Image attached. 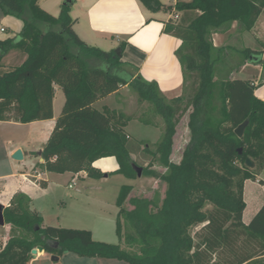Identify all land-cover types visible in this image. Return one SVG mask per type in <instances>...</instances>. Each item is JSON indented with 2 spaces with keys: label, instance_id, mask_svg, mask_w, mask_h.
Here are the masks:
<instances>
[{
  "label": "trees",
  "instance_id": "1",
  "mask_svg": "<svg viewBox=\"0 0 264 264\" xmlns=\"http://www.w3.org/2000/svg\"><path fill=\"white\" fill-rule=\"evenodd\" d=\"M139 1L151 12L178 14L170 16L163 28L181 41L175 56L183 88L177 97H166L155 81L122 62L114 49L81 40L69 14L72 0L62 2L56 16L42 9L38 0H0L4 14L23 22L15 43L0 39V121L50 119L55 86L64 95L39 166L47 172L85 171L90 178H101L104 173L92 163L113 156L116 172L126 178H137L136 169L141 168L142 176L166 184L161 204L134 196L128 199L129 209L122 205L132 186L119 190L116 233L124 244L137 245V253L96 240L88 229L44 225L41 215L30 209L29 196L17 192L3 208L10 235L0 250V264H27L38 246L56 255L74 253L129 264H264V202L248 223L242 220L244 181L256 180L264 167V100L254 95L251 81L219 76L225 48L211 42L214 30L233 21L249 30L263 11L264 0H177L173 5ZM9 48L23 52L25 59L3 69L2 56ZM236 52L242 61L238 67L245 60L252 64L264 60L262 50L243 47ZM121 86L161 117L163 133L151 145L154 149L131 141L124 129L131 115L93 106ZM187 112L189 139L175 162L170 158L175 134ZM244 122L238 137L234 129ZM141 153L152 159L147 166L136 159ZM153 160L165 172L152 168ZM199 224L192 235L190 228Z\"/></svg>",
  "mask_w": 264,
  "mask_h": 264
},
{
  "label": "crops",
  "instance_id": "2",
  "mask_svg": "<svg viewBox=\"0 0 264 264\" xmlns=\"http://www.w3.org/2000/svg\"><path fill=\"white\" fill-rule=\"evenodd\" d=\"M63 1L64 0H56L57 6H60ZM159 1L165 5H173L177 0H173L172 2L166 0ZM38 5L41 7L39 3ZM41 8L47 11L46 8ZM69 14L71 18L74 19V32L86 44L101 49L105 48V50H115L122 45V48H120V58L122 62L136 68V71L144 79L155 81L166 97H177L182 93V73L180 63L175 56V50L179 47L181 41L178 37L163 32L164 24L170 17L169 12H151L146 9L139 0H72ZM22 26L23 22L20 18L10 14H4L0 8V39L9 38L15 43L19 38V32L21 31ZM234 29L235 33L232 32ZM234 35L235 37H233ZM255 40L259 41L258 46L264 45V9L249 30L243 29L236 21H233L229 23V25H224L211 33V42L213 46H221L225 48V55L227 54V51L233 50L232 48L237 47H250L253 50L259 51V49L255 48ZM234 53H236L235 55L237 57L235 64L224 62V65L221 67V74L224 77L228 76L229 79L239 78L251 81L255 86L254 95L264 100V78L260 79L262 71L264 70L263 65L252 64L245 60L242 65L238 67L239 63L242 61L238 56L239 54L237 52ZM24 59L25 54L23 52L15 48H9L2 56V68L7 69L19 65ZM125 87L126 86H122L116 92L107 96L119 95L121 90ZM59 90L61 89L58 86H55L52 101V118L36 120L28 123L0 121V123L5 125L32 128V138L38 140V146L36 149L30 146L31 141L27 139L16 140L13 147H10L12 142L10 139L5 141L3 152L5 154L6 165L4 166L0 163V204L3 208L8 206L15 193L23 192L28 195L31 200L30 209L41 215L44 225L75 228L72 227V225L62 223L59 214H47L44 209V203L47 200L46 198H50V200L55 203H65L64 200H62V197L65 196L61 189L64 186L72 184V186H68V188L75 187V199L81 198L86 202L92 199L93 202H97V204L100 205L103 202L100 199L94 198L90 192V190L99 189L100 193L102 189L99 184L100 181L107 180L112 176H118L120 179H125V183L127 184L122 183L123 185L132 186V191L134 189L133 185L135 179L126 178L122 174L116 172L118 164L113 156L99 158L92 163L93 167L104 173V176L97 179L88 177L85 171L77 173H53L44 171L39 166V163L43 162V160H41L42 156L39 152H41L43 144L49 137L64 102V95L62 93L63 96L60 97ZM101 99L97 100L93 106L95 107L96 103ZM120 99L121 97L119 95L117 100L121 102ZM104 107L108 106L105 105L103 108ZM108 108L115 109L111 107ZM17 149L22 151L23 158L22 160H19L20 164H13L11 157L13 152ZM74 176L77 177V180L73 184L71 180ZM246 181H258L260 185L263 186V190L260 194L254 197L253 213L247 221L243 219L242 214V220L244 223L250 221L264 202V179L258 174L256 180L246 179L244 185ZM40 182H43V184ZM122 184L120 185V188ZM114 190L113 194H116L117 189ZM100 195H102V193L97 196L99 197ZM128 199L129 197H127L122 205L127 209L131 208ZM114 204V231L116 233V221L119 209L116 205V199L114 200ZM0 227L3 229V233L0 234L1 250L10 235V225L4 223V225H0ZM89 230L93 237V231L91 229ZM50 254L42 249V251L36 252L34 259H31L30 257V261H28L27 264L40 259L43 261L42 264H62L60 262L62 257L68 255V253L57 255L56 260L52 259L50 261L48 260ZM96 258L99 259L100 257L80 256V258L75 259H78L79 263L82 262L83 264H89L92 263L91 261L94 262ZM102 259L103 260L99 259V264H110L111 260H117L107 258Z\"/></svg>",
  "mask_w": 264,
  "mask_h": 264
},
{
  "label": "rangeland",
  "instance_id": "3",
  "mask_svg": "<svg viewBox=\"0 0 264 264\" xmlns=\"http://www.w3.org/2000/svg\"><path fill=\"white\" fill-rule=\"evenodd\" d=\"M65 1V0H64ZM63 1V2H64ZM172 2L173 0H166ZM38 3L41 7L46 8L47 11L52 15H57L58 7L56 0H40ZM235 33V29L232 31ZM235 37V35L233 36ZM255 48L264 51V45L258 46L259 41L255 40ZM264 44V43H263ZM105 50V48H102ZM233 50L227 51L226 55L223 57V62L219 65L218 74L219 76H223L221 74V67L224 65V62H231L235 64L237 57L236 52L237 49H241L240 47L232 48ZM239 56V55H238ZM240 57V56H239ZM262 58V54L260 56ZM225 63V64H227ZM264 68V60L262 62ZM228 78V76L226 77ZM264 78V70L262 71L261 78ZM122 87V86H121ZM120 87V88H121ZM60 97L63 96L61 90H59ZM120 95L121 102L117 100V97ZM119 95H111L101 99L99 102L96 103L95 107L98 109H102L103 106L107 105L108 107L115 108V109H122L124 113L131 115L133 119H131L125 126V130L127 134L130 136L131 141H134L141 146L149 145L150 149H154L153 146L156 144L162 137L163 133V121L161 117L156 115L152 109V106L146 102H140L137 99L135 93L129 90L128 87H125L121 90ZM57 105V103H56ZM143 118L148 123H142L138 120V118ZM187 120H188V112L181 118L178 126L177 131L175 134V141L173 146V151L170 156L171 160L178 162L181 156V153L188 142L189 139V130L187 128ZM32 128L28 127H17L14 125H5L0 123V163L2 165H6L5 163V154L3 152L4 143L7 139H10L11 145L10 147L14 146L16 140L19 139H27L30 140V146L36 149L38 146V140L32 138ZM141 152V151H140ZM144 154H139L136 156V159L139 164L143 166H147L149 162H151V157L149 155L143 157ZM13 164H20V161L14 160L11 157ZM152 168H154L157 172L163 173L165 172V168L160 166L156 163L155 160L152 161ZM259 176L264 179V168L259 173ZM97 179V178H92ZM127 184L125 183V179H120L118 176H112L107 180L100 181L102 195L99 197L97 196L99 193V189L90 190L92 196L96 199H100L103 203L98 205L97 202H93L92 199L90 201H84L81 198L75 199V187L68 188V186L62 187V193L65 197H62L65 203H55L50 200V198H46L47 200L44 203V209L49 215L59 214L61 217L62 223L66 225H72V227H78L83 229H91L93 231L94 239L99 241H104L107 243H115L120 244L126 250L137 253L138 248L137 245H126L124 244L123 240L115 233V216H114V200L119 193L120 185ZM122 184V185H123ZM76 186V184H75ZM134 189L130 191L128 197L134 196H144L148 198H152L158 204H161L166 184L159 180L158 178L151 177V176H138L135 178V183L133 185ZM263 186L260 185L258 181H246L243 187V199L246 204L243 219L247 221L249 217L253 213V199L256 195L262 192ZM116 190V194H113V191ZM61 193V194H62ZM67 196V197H66ZM70 196V197H68ZM95 199V200H96ZM97 201V200H96ZM210 205H207L206 208H210ZM58 211V212H57ZM200 224L193 226L190 228V233L192 235L195 234L197 230L200 228ZM88 229V230H89ZM122 236L125 234L126 230L122 228L121 230ZM3 233L2 227H0V234ZM50 254V253H49ZM65 254V253H64ZM50 258L48 260H52V256H57L56 254H50ZM35 254H31V259H34ZM80 256L74 253H68L65 257H62L61 263L62 264H83L82 262L79 263L78 259ZM99 258V257H98ZM103 260L102 258H99ZM99 259H95V261H91L92 263L89 264H99ZM82 260V259H81ZM87 260V259H85ZM30 261V259H29ZM104 262V261H102ZM110 264H129L126 261L122 260H115L110 261ZM42 259L31 262L29 264H42ZM104 264V263H102Z\"/></svg>",
  "mask_w": 264,
  "mask_h": 264
},
{
  "label": "water",
  "instance_id": "4",
  "mask_svg": "<svg viewBox=\"0 0 264 264\" xmlns=\"http://www.w3.org/2000/svg\"><path fill=\"white\" fill-rule=\"evenodd\" d=\"M115 52L120 55V48H116L115 49ZM263 59H264V56H263ZM245 125H246V122L242 123L241 125H239L238 127H236L234 129V132L236 133V135L238 137H240L243 134V130H244ZM239 152H240V150H239ZM39 154L41 155V152H39ZM12 158L14 160H18V161L19 160H22V158H23L22 151L20 149L15 150L13 152V154H12ZM41 160H43L42 157H41ZM245 163L249 167L252 166V162H251V160L249 158H246L245 159ZM136 171H137V176H140L141 175V168H137ZM0 225H4L3 206L1 204H0ZM38 251H42V247L38 246L36 248H33L30 253L31 254H36V252H38ZM52 259L53 260H56L57 259V256H52Z\"/></svg>",
  "mask_w": 264,
  "mask_h": 264
},
{
  "label": "built area",
  "instance_id": "5",
  "mask_svg": "<svg viewBox=\"0 0 264 264\" xmlns=\"http://www.w3.org/2000/svg\"><path fill=\"white\" fill-rule=\"evenodd\" d=\"M170 16H173L174 18H177L178 17V14H170ZM76 180H77V177L74 176L71 181L74 184L76 182ZM68 186L71 187L72 184H69Z\"/></svg>",
  "mask_w": 264,
  "mask_h": 264
}]
</instances>
